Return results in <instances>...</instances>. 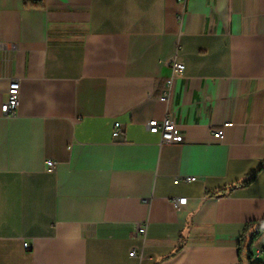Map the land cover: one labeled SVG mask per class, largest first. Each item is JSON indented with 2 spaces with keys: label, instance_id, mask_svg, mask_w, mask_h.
<instances>
[{
  "label": "crops",
  "instance_id": "obj_1",
  "mask_svg": "<svg viewBox=\"0 0 264 264\" xmlns=\"http://www.w3.org/2000/svg\"><path fill=\"white\" fill-rule=\"evenodd\" d=\"M12 79L0 264H238L264 218V0H0V106Z\"/></svg>",
  "mask_w": 264,
  "mask_h": 264
},
{
  "label": "built area",
  "instance_id": "obj_2",
  "mask_svg": "<svg viewBox=\"0 0 264 264\" xmlns=\"http://www.w3.org/2000/svg\"><path fill=\"white\" fill-rule=\"evenodd\" d=\"M184 1V0H180ZM171 68V75L167 77L165 80L164 86L162 88V91L160 92L158 98L162 101H166L169 98L170 90L172 81L175 77L180 76L182 73V70L184 68L183 62L176 59L175 55L169 58L167 61ZM18 96H19V81L17 79H12L7 87V97L6 100L1 104L0 110L3 116L5 117H12L16 115V109L18 105ZM231 125V122H225L221 128L216 129L213 131V136L217 138H221L223 135V129L226 126ZM146 127L147 129L152 133H159L161 142H171L173 140H176L178 138V134L176 132V124L169 112H167L162 118H151L146 121ZM120 123L114 122L112 134L115 135L120 131ZM46 164L48 168H52L55 164V161L53 160H47ZM193 179V176H186L181 179L175 178L174 182H178L180 180L183 181H190ZM185 198H179L176 201V204H182L184 203ZM145 226L143 224H140L137 226V232L138 233H144ZM24 247H28L27 242H23ZM130 255H134V251H131L129 253Z\"/></svg>",
  "mask_w": 264,
  "mask_h": 264
},
{
  "label": "trees",
  "instance_id": "obj_3",
  "mask_svg": "<svg viewBox=\"0 0 264 264\" xmlns=\"http://www.w3.org/2000/svg\"><path fill=\"white\" fill-rule=\"evenodd\" d=\"M261 168H263V166H260L258 169ZM258 169L256 171H258ZM256 171L246 176L241 181L236 182L234 185L249 184L254 178ZM262 228H264V218L260 220H251L246 223L238 241V264H264V253L260 258H255L251 251L254 237Z\"/></svg>",
  "mask_w": 264,
  "mask_h": 264
}]
</instances>
